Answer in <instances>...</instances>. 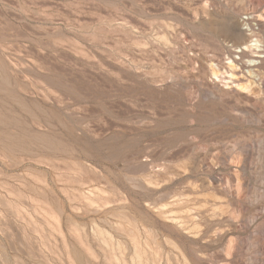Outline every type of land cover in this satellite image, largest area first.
<instances>
[{"label":"rangeland","instance_id":"obj_1","mask_svg":"<svg viewBox=\"0 0 264 264\" xmlns=\"http://www.w3.org/2000/svg\"><path fill=\"white\" fill-rule=\"evenodd\" d=\"M0 264H264V0H0Z\"/></svg>","mask_w":264,"mask_h":264},{"label":"bare ground","instance_id":"obj_2","mask_svg":"<svg viewBox=\"0 0 264 264\" xmlns=\"http://www.w3.org/2000/svg\"><path fill=\"white\" fill-rule=\"evenodd\" d=\"M250 47H251L250 49L252 50V52L255 51V54L257 52L261 51V50L263 51V46L260 44V41H258L256 39L250 41ZM255 56L257 57L258 54L255 55ZM228 64H229L228 67L231 70H233L235 68V66L233 65V63L231 61ZM249 64H250V66L253 65V64H255V60H250L249 61ZM212 74H213V76L218 77V74H217L216 71H212ZM229 76L232 79L235 78L232 74H230ZM231 83L233 84V82H231ZM251 85H252V82L251 81H248V82L246 81V82L242 83V82H240V80H238L237 84H234V86L236 88H240V89H248Z\"/></svg>","mask_w":264,"mask_h":264},{"label":"built area","instance_id":"obj_3","mask_svg":"<svg viewBox=\"0 0 264 264\" xmlns=\"http://www.w3.org/2000/svg\"><path fill=\"white\" fill-rule=\"evenodd\" d=\"M243 20H244L245 24L249 27V28H247V30H249L251 33H253L254 30H256V29H255V28H256V25L253 24L251 17H249V18H244ZM251 40H255V39L253 38V39H251ZM262 52H263V51L261 50V51H259V52H257V53H262ZM255 58H260V54H259L257 57H255Z\"/></svg>","mask_w":264,"mask_h":264}]
</instances>
